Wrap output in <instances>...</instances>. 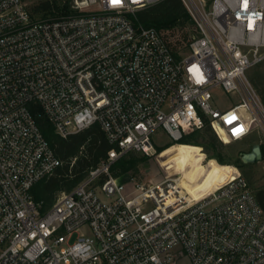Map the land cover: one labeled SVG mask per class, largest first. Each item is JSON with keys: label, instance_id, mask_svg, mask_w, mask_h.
<instances>
[{"label": "built area", "instance_id": "2783aa9c", "mask_svg": "<svg viewBox=\"0 0 264 264\" xmlns=\"http://www.w3.org/2000/svg\"><path fill=\"white\" fill-rule=\"evenodd\" d=\"M160 1L70 0L41 18L30 0H0V264H264V208L240 172L187 198L180 175L112 171L126 153H157L160 131L179 144L208 121L231 143L264 113L246 76L264 60V0H182L198 32L186 52L136 23ZM217 88L240 101L216 106ZM32 104L61 136L98 123L115 146L50 206L33 187L63 161Z\"/></svg>", "mask_w": 264, "mask_h": 264}, {"label": "trees", "instance_id": "16d2710c", "mask_svg": "<svg viewBox=\"0 0 264 264\" xmlns=\"http://www.w3.org/2000/svg\"><path fill=\"white\" fill-rule=\"evenodd\" d=\"M31 8L33 15L36 17L59 16L70 10V0L65 2L63 0H40L31 5ZM185 22H188L193 27L195 34L198 33L197 24L192 20L182 0H162L157 2L139 11L136 20L137 24L148 27L153 26L159 30L172 29L178 24ZM166 41L171 49L177 50L174 41ZM260 94L264 104V94L262 91H260ZM31 110L55 154L63 161L62 166L58 167L48 177L40 180L33 187V194L36 200L44 201L45 206H50L54 202L58 191H68L75 187L83 180L91 168L96 167L107 158L108 151L115 146L110 143L98 123L63 137L56 132L54 125L49 121L39 104H32ZM225 141L228 143L227 139ZM179 144L202 146L209 159L210 157L216 158L221 163H227L220 151L223 143L219 140L208 121H206L202 129H196L186 134ZM132 165H134V162H127L125 157L121 156L113 165L112 171L115 175H121L126 173ZM182 181L184 187L193 193L194 184L198 182V179L190 183L185 180L183 175ZM256 196L264 208V189L257 190Z\"/></svg>", "mask_w": 264, "mask_h": 264}, {"label": "rangeland", "instance_id": "374dc122", "mask_svg": "<svg viewBox=\"0 0 264 264\" xmlns=\"http://www.w3.org/2000/svg\"><path fill=\"white\" fill-rule=\"evenodd\" d=\"M38 1L40 0H30V4L33 5ZM162 31L169 40L175 42L177 47L182 46L180 49L183 52L187 51L183 45L188 43V40L195 35L193 27L188 22L178 24L172 29H162ZM246 76L262 100L260 91L264 94V60L250 67L246 72ZM239 101L240 96L238 94L227 93L222 88H217L214 91L213 102L218 107L227 108ZM252 111L256 113L253 108ZM259 120V123L253 126L251 133L243 140L224 143L219 139L223 143L220 151L227 163H221L216 158L210 157L209 159L202 146L170 143L167 135L160 131L155 137V143L159 145L157 153L147 156L139 152H129L123 155L127 162H134V165L126 173L134 176L140 182L149 184L163 180L165 174L170 176L180 175L181 181L184 175L185 180L190 183L198 179V182L194 184L193 193L185 189L191 196L199 197L212 187H220L240 172L248 181L250 188L256 193L257 190L264 189V157L260 161L247 163L243 160V154L250 152L255 144H260L264 151L263 112H259ZM185 158L193 161L190 172H184L180 167L181 161ZM61 191H58L57 195ZM183 264L188 263L186 261Z\"/></svg>", "mask_w": 264, "mask_h": 264}, {"label": "water", "instance_id": "95a60500", "mask_svg": "<svg viewBox=\"0 0 264 264\" xmlns=\"http://www.w3.org/2000/svg\"><path fill=\"white\" fill-rule=\"evenodd\" d=\"M263 158V151L260 144L253 145L250 152L243 154V160L247 163L260 161Z\"/></svg>", "mask_w": 264, "mask_h": 264}, {"label": "bare ground", "instance_id": "6f19581e", "mask_svg": "<svg viewBox=\"0 0 264 264\" xmlns=\"http://www.w3.org/2000/svg\"><path fill=\"white\" fill-rule=\"evenodd\" d=\"M180 167L184 172H190L192 170L193 167V161L189 158H185L181 161L180 163ZM180 185L185 189L182 181H181V177H180ZM216 188L212 187L209 191H207L205 194L209 195L212 191H214ZM186 190V189H185ZM187 191V190H186ZM204 195V194H203ZM202 196V195H201ZM199 196V197H201ZM187 198H190L191 195L189 194V196H186ZM195 197V196H194ZM174 197H169V201H172ZM198 198V196H197Z\"/></svg>", "mask_w": 264, "mask_h": 264}, {"label": "snow or ice", "instance_id": "6c2138e0", "mask_svg": "<svg viewBox=\"0 0 264 264\" xmlns=\"http://www.w3.org/2000/svg\"><path fill=\"white\" fill-rule=\"evenodd\" d=\"M112 2H113V4H119L120 2H121V0H112ZM247 0H245V2H244V8L245 9H247ZM251 21L249 22V27H251ZM235 117H232L231 119H234ZM230 122V121H229ZM238 131H240V130H235L234 131V134H237L238 133Z\"/></svg>", "mask_w": 264, "mask_h": 264}]
</instances>
